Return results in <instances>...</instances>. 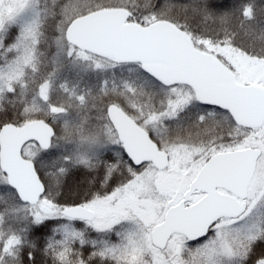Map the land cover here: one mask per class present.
<instances>
[{
  "label": "snow or ice",
  "instance_id": "snow-or-ice-1",
  "mask_svg": "<svg viewBox=\"0 0 264 264\" xmlns=\"http://www.w3.org/2000/svg\"><path fill=\"white\" fill-rule=\"evenodd\" d=\"M0 264H264V0H0Z\"/></svg>",
  "mask_w": 264,
  "mask_h": 264
},
{
  "label": "trees",
  "instance_id": "trees-1",
  "mask_svg": "<svg viewBox=\"0 0 264 264\" xmlns=\"http://www.w3.org/2000/svg\"><path fill=\"white\" fill-rule=\"evenodd\" d=\"M228 2H231V0H228Z\"/></svg>",
  "mask_w": 264,
  "mask_h": 264
}]
</instances>
